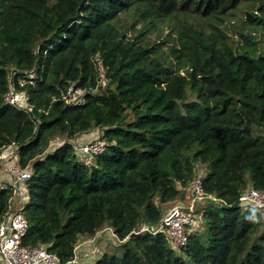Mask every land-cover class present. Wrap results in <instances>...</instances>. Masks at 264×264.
Returning a JSON list of instances; mask_svg holds the SVG:
<instances>
[{
	"label": "trees",
	"instance_id": "1",
	"mask_svg": "<svg viewBox=\"0 0 264 264\" xmlns=\"http://www.w3.org/2000/svg\"><path fill=\"white\" fill-rule=\"evenodd\" d=\"M241 1L0 0V156L16 146L31 172L25 244L68 264L109 226L120 243L91 264H264V209L240 201L264 190V0L237 37ZM13 82L31 109L6 101ZM73 83L86 102L66 101ZM95 127L107 146L86 163L74 143ZM201 172L204 230L181 248L136 233ZM13 195L0 188V222Z\"/></svg>",
	"mask_w": 264,
	"mask_h": 264
},
{
	"label": "built area",
	"instance_id": "2",
	"mask_svg": "<svg viewBox=\"0 0 264 264\" xmlns=\"http://www.w3.org/2000/svg\"><path fill=\"white\" fill-rule=\"evenodd\" d=\"M36 71L31 70L29 76L33 78ZM100 81L106 83V74H100ZM19 84L24 85L26 78L20 77ZM86 89L80 85H69L66 92V101L73 104L86 102ZM6 101L18 107L31 109L29 95L26 91H21L13 83L10 84L6 94ZM77 150L83 154L86 163H91L95 155L102 153L107 141L103 138H96L86 143H74ZM17 154L12 147H6L0 156V188H14V195L11 198L10 209L4 214L0 222V264H61L59 256L50 251L44 245H29L24 243V236L28 229V220L22 211V205L27 198V189L24 185L31 177L30 170L21 168L16 161ZM6 160H10V165L6 169L7 174H2ZM202 174L196 175L190 187L191 197L196 201L206 198L207 194L203 186ZM240 201L244 205L257 208L264 207V190L249 187L240 195ZM193 205L187 207L182 203L169 208L164 214L160 224L157 226L143 225L136 233L150 231L154 234L164 232L167 238L177 248L187 244L188 233L195 225V215ZM100 233L97 234L99 236ZM95 238L91 239V241ZM71 264V261L68 262Z\"/></svg>",
	"mask_w": 264,
	"mask_h": 264
},
{
	"label": "rangeland",
	"instance_id": "3",
	"mask_svg": "<svg viewBox=\"0 0 264 264\" xmlns=\"http://www.w3.org/2000/svg\"><path fill=\"white\" fill-rule=\"evenodd\" d=\"M252 4H253V0H242L239 3V5L232 10L233 15L230 17L231 22H226V24H230V28H231L232 33H234L233 28H235L237 30L243 29V27H242V21L244 19L243 17L245 16L246 11L252 7ZM234 34L237 37H240V35L238 33H234ZM259 39H260V41L258 43V46L260 47V50L264 52V36L262 34H260ZM98 133H100V130L98 131ZM57 143L60 144V140H57L56 144H54V146L57 145ZM201 169H202V171H204V168H201ZM200 174H202V172ZM180 201H183L182 204L187 206V207H191V205L194 206V209H193L194 212L193 213L195 215L196 223L191 228V231L192 230H198V229L204 230V220H203V216H202L203 208H205L210 203V201L206 200L205 198H202V199L195 201L191 197L190 187H189V190H188V187L184 188V197ZM174 202L169 207H172L173 205H175L176 203H174ZM103 230L104 231H103L102 236L96 242V247H95L96 249H93V245L90 249H87V250L84 249V255L76 257V259L71 264H91L92 260L94 258H95L94 260H96V258L101 255L103 250L106 249L109 251H113L116 249V246H118V244L120 243V241L117 239V236L116 237L114 236V233L109 228V226L104 227ZM117 251L121 254L123 251V247L121 245H119Z\"/></svg>",
	"mask_w": 264,
	"mask_h": 264
},
{
	"label": "crops",
	"instance_id": "4",
	"mask_svg": "<svg viewBox=\"0 0 264 264\" xmlns=\"http://www.w3.org/2000/svg\"><path fill=\"white\" fill-rule=\"evenodd\" d=\"M98 129V130H97ZM100 129L99 128H97V127H95L93 130H91L90 132H87V133H84V134H82V135H80V137L78 138V142L79 143H86V142H89V141H91V140H93L94 138H97L98 136H100V134H101V130H100V133H98V131H99ZM98 133V134H97ZM18 159L16 158V161H17ZM10 165V160H6V162H5V165H4V168L2 169V174H3V172L5 173V176H6V173H7V171H6V169L8 168V166ZM180 200H182V199H178V200H176L174 203H183V201H180ZM175 204V205H176ZM174 206V205H173ZM170 208V207H169ZM93 245V244H92ZM92 245L90 246V244H88L87 242H86V245H85V247H82V249H80V251H79V254L77 255V257H79V256H82V255H84V249L85 250H87V249H90L91 247H92Z\"/></svg>",
	"mask_w": 264,
	"mask_h": 264
},
{
	"label": "clouds",
	"instance_id": "5",
	"mask_svg": "<svg viewBox=\"0 0 264 264\" xmlns=\"http://www.w3.org/2000/svg\"><path fill=\"white\" fill-rule=\"evenodd\" d=\"M30 102V101H29ZM8 147H12L13 149H14V151H15V153L17 154V150H16V146H14V145H10V146H8ZM17 159H18V155H17ZM18 161V160H17ZM258 189V188H257ZM180 203V202H179ZM171 208V207H170ZM169 209V208H168ZM167 209V210H168ZM192 209H194V206H193V208ZM261 209H264V207L263 208H261ZM193 212H194V210H193ZM112 231H113V229L112 228H110ZM114 233V232H113ZM95 245H96V240L93 242V249H96L95 248Z\"/></svg>",
	"mask_w": 264,
	"mask_h": 264
}]
</instances>
